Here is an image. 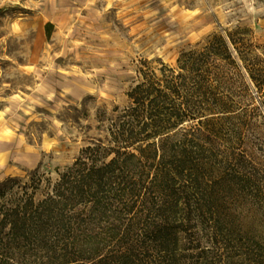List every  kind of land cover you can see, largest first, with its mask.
Instances as JSON below:
<instances>
[{
  "label": "rangeland",
  "instance_id": "374dc122",
  "mask_svg": "<svg viewBox=\"0 0 264 264\" xmlns=\"http://www.w3.org/2000/svg\"><path fill=\"white\" fill-rule=\"evenodd\" d=\"M220 35L232 56L218 61L213 92L231 111L169 133L174 156L186 149L192 163L168 177L164 196L152 180L159 165L146 164L130 243L108 254L131 251V264H264V0H0V183L37 168L57 180L84 148L109 145L144 62L174 67ZM163 200L181 230L173 257L143 231L144 218L165 224L155 207Z\"/></svg>",
  "mask_w": 264,
  "mask_h": 264
},
{
  "label": "trees",
  "instance_id": "16d2710c",
  "mask_svg": "<svg viewBox=\"0 0 264 264\" xmlns=\"http://www.w3.org/2000/svg\"><path fill=\"white\" fill-rule=\"evenodd\" d=\"M231 56L227 39L220 35L203 50L184 54L174 67L144 62L140 81L128 92L131 105L111 129L109 145L84 148L55 181L37 168L25 180L0 183V264L133 263L131 251L109 256L112 244L130 243L126 222L142 211L137 207L146 202L152 166L160 167L152 180L161 178L158 188L164 196L171 192L168 177L192 163L186 149L174 156L169 133L191 121L202 129L211 124L210 115L231 111L213 92L218 61ZM174 200L176 208L181 198ZM158 204V219L165 224L154 216L156 223L144 218L143 231L161 256L173 257L181 231L171 219L175 208L166 200L165 206Z\"/></svg>",
  "mask_w": 264,
  "mask_h": 264
}]
</instances>
